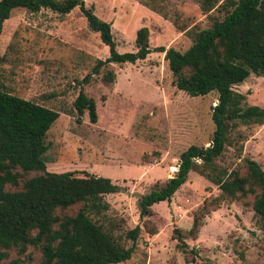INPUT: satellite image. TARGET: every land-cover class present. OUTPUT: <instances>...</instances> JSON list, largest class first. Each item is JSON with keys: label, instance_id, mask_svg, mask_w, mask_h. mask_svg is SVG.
Listing matches in <instances>:
<instances>
[{"label": "rangeland", "instance_id": "rangeland-1", "mask_svg": "<svg viewBox=\"0 0 264 264\" xmlns=\"http://www.w3.org/2000/svg\"><path fill=\"white\" fill-rule=\"evenodd\" d=\"M220 1L203 12L201 0H83L97 18L109 23L118 53L135 50L138 27L148 31L151 51L143 59L109 63L98 74H89L90 68L106 57L107 47L86 27L77 7L63 15L45 8L34 13L13 8L0 23L1 84L10 94L57 112L43 137L45 169L99 175L123 187L103 194L106 208L89 214L124 246L130 241L123 233L139 227L130 257L114 264H259L264 258V221L250 209L248 196L243 199L246 204L223 201L210 210L195 238L183 240L196 252L191 262L183 261L172 228L186 230L190 213L204 198L218 193L200 173L198 159L168 202L152 204V213L138 218L139 197L175 174L179 153L191 144L208 145L213 129L209 112L216 100L215 91L188 96L175 89L163 53L152 49L183 51L193 34L219 14ZM106 70L113 73L111 82L101 78ZM87 74L88 81L79 83ZM79 89L94 102V123L88 122L85 111L79 122L74 121L72 100ZM232 89L243 94L244 105L264 109V78L249 74ZM166 98L177 106L168 107ZM149 151H157L158 159L141 161L140 154ZM245 159L256 162L264 176V123L235 124L214 166L240 171ZM143 219L154 234L147 233ZM25 264H37V254Z\"/></svg>", "mask_w": 264, "mask_h": 264}, {"label": "trees", "instance_id": "trees-1", "mask_svg": "<svg viewBox=\"0 0 264 264\" xmlns=\"http://www.w3.org/2000/svg\"><path fill=\"white\" fill-rule=\"evenodd\" d=\"M218 0H201L200 8L207 12ZM77 7L86 27L106 45L107 55L96 59L89 74L109 64L133 63L151 50L145 26L134 32L133 52L118 53L110 33L109 23L97 18L83 0H0V23L13 8L34 13L41 8L63 15ZM217 16L210 24L195 32L183 51L171 47H153L163 53L171 76V85L188 96L216 93V103L210 107L213 129L209 145H188L178 155L175 174L161 185L149 189L137 202L138 218L152 213L151 205L168 202L182 184L188 171L201 163L200 173L215 184L218 193L204 198L190 213V226L184 230L172 228L175 246L185 263L196 252L183 242L194 239L202 218L223 201L251 197L250 209L264 221V176L256 162L245 159L241 170H216L214 161L229 143V133L235 124L264 123V109L244 105L243 94L232 89L249 74L264 78V0H221ZM1 62V56H0ZM79 83H85L88 75ZM101 78L111 82L113 73L106 70ZM74 121L85 111L89 123L96 119L94 102L79 89L72 100ZM57 117V112L32 100L10 94L0 82V264H25L37 254V264H114L127 260L139 235L134 225L123 233L128 246L110 232L94 223L89 214L97 215L106 208L102 195L123 191V187L107 177L72 171L51 172L45 169L43 137ZM157 151L142 152L140 160L156 161ZM143 227L148 234L154 228ZM11 256V258H10ZM259 264H264V258Z\"/></svg>", "mask_w": 264, "mask_h": 264}, {"label": "crops", "instance_id": "crops-1", "mask_svg": "<svg viewBox=\"0 0 264 264\" xmlns=\"http://www.w3.org/2000/svg\"><path fill=\"white\" fill-rule=\"evenodd\" d=\"M165 101H168V107L170 106V107H174V106H177L175 103H173V99L171 100V98H166V99H164Z\"/></svg>", "mask_w": 264, "mask_h": 264}, {"label": "water", "instance_id": "water-1", "mask_svg": "<svg viewBox=\"0 0 264 264\" xmlns=\"http://www.w3.org/2000/svg\"><path fill=\"white\" fill-rule=\"evenodd\" d=\"M215 103H216V100H215ZM208 145H209V143H208ZM178 162H179V160H177V164H178Z\"/></svg>", "mask_w": 264, "mask_h": 264}, {"label": "built area", "instance_id": "built-area-1", "mask_svg": "<svg viewBox=\"0 0 264 264\" xmlns=\"http://www.w3.org/2000/svg\"><path fill=\"white\" fill-rule=\"evenodd\" d=\"M215 103H213V105H214Z\"/></svg>", "mask_w": 264, "mask_h": 264}]
</instances>
